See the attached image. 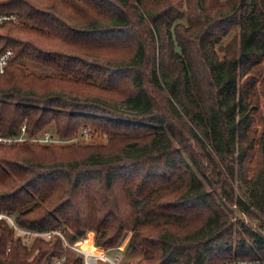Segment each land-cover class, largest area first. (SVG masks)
<instances>
[{"label":"trees","instance_id":"trees-1","mask_svg":"<svg viewBox=\"0 0 264 264\" xmlns=\"http://www.w3.org/2000/svg\"><path fill=\"white\" fill-rule=\"evenodd\" d=\"M0 15V55L12 50L0 136L27 137L0 143L1 212L71 245L93 231L95 246L117 248L131 232L123 252L138 251L136 264L264 258V103L253 129L264 0H0ZM50 125L59 139L92 127L107 144L30 140ZM234 205L257 229L232 220ZM66 252L62 264H84L60 236L0 221V264Z\"/></svg>","mask_w":264,"mask_h":264},{"label":"rangeland","instance_id":"rangeland-1","mask_svg":"<svg viewBox=\"0 0 264 264\" xmlns=\"http://www.w3.org/2000/svg\"><path fill=\"white\" fill-rule=\"evenodd\" d=\"M25 66L27 67V69L29 71H32V72L47 73V70L40 68L38 66H35V65L28 63V62L25 63ZM258 80H259V82L256 86V90H257V99L256 100H257V104H258V108H259V114L257 115V118H256L255 123L253 125V129H254L255 134L256 133L258 134L260 132V129H261V119L263 117L262 112H263V103H264V85L261 84V83H263L261 78H258ZM192 126H193L194 130L204 139V141L209 144V138L207 136L205 129L202 126H200L199 124H197L196 122L192 123ZM83 128H87V127H83ZM88 129L90 130V135L88 137V140L85 141V143L89 142V144H107V137L104 134H102L100 131H98L92 127H88ZM81 130L82 129H80L77 134H79L81 132ZM45 134L52 136V141H48V142L41 141L42 143L39 142V144L65 145V144L70 143L71 139L74 137L73 136V137L68 138V139H59L55 135L54 127L52 125H50V126H47L42 132H40L36 136V138L38 137L39 139H42ZM57 140H58V142L60 140V143H58ZM233 150H234V154H236L237 150H238V147L236 144H234ZM233 168H234L233 169V175H232V178L229 179V181L232 183L235 195L247 203V202H249L250 191L241 180L240 170H239L238 164L234 163ZM232 208L235 210L233 217L231 216L233 221H235L237 218H239V219H243L244 221L248 222L254 228L257 227V224H259L258 220H252L251 221L252 223H251V222H249V220L245 214H241L236 210L235 205L232 206ZM130 236H131V232H127L125 234V236L123 237L121 243L118 246V247H120L121 251H118L116 247L112 248V249H105V248L95 246V244H94L95 233L93 231L86 232L85 236L82 237L81 239H79L78 241H76L75 243H83L82 249L88 250L91 252L93 251V247L108 250L107 256L110 258H113L116 255H119L120 261L118 264H136L140 259V255H139L140 253L138 251H135L132 253H124L123 252ZM85 239H86V241L83 242ZM45 240H49V239H45ZM35 254H36V252H35ZM69 254L70 253L66 252L60 258H53L50 260V262L48 264H62L65 257L68 256ZM92 264H110V263L96 259V260H93Z\"/></svg>","mask_w":264,"mask_h":264},{"label":"built area","instance_id":"built-area-1","mask_svg":"<svg viewBox=\"0 0 264 264\" xmlns=\"http://www.w3.org/2000/svg\"><path fill=\"white\" fill-rule=\"evenodd\" d=\"M6 19H8L7 16L0 15V22L3 20H6ZM11 55H12L11 49H7L3 54L0 55V74H2L4 72ZM89 135H90V130L88 128H82L81 132L71 139V142H78V141L85 142L86 140H88ZM25 139H27V137L25 136V133H24V127H22L20 135H18L16 137H2V136H0V143L1 144H11L14 142L23 141ZM30 140L33 142H36V143L37 142L39 143L41 141L48 142V141H52V136L45 134L42 139H39L38 137L37 138L34 137ZM57 142H58V140H57ZM58 143H60V140ZM0 221L5 222L15 233L22 235L25 238H31V237L39 236V237H42L44 239H51L54 235L60 236L61 240L63 242V245L65 247H68L71 250L76 251V252L83 255V260H84L85 264H92L93 260H96V259L108 262L110 264H118L120 261L119 255H116L113 258L108 257L107 256L108 250L101 249L100 253L94 254L93 252L83 250L82 249L83 243H75V244L71 245L63 238V236L58 231H55V230L28 231V230L21 229L15 224L13 218L5 212L0 211ZM263 233H264V230H263ZM85 241H86V239L83 242H85ZM117 250L121 251L120 247H117ZM220 264H264V258L235 259V260L223 262Z\"/></svg>","mask_w":264,"mask_h":264},{"label":"bare ground","instance_id":"bare-ground-1","mask_svg":"<svg viewBox=\"0 0 264 264\" xmlns=\"http://www.w3.org/2000/svg\"><path fill=\"white\" fill-rule=\"evenodd\" d=\"M85 251H88V250H85ZM89 252H91V251H89ZM94 254H98V253H95V252H93Z\"/></svg>","mask_w":264,"mask_h":264}]
</instances>
